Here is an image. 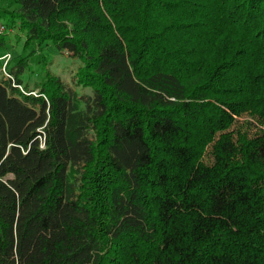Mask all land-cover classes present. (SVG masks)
Instances as JSON below:
<instances>
[{"label": "trees", "instance_id": "trees-1", "mask_svg": "<svg viewBox=\"0 0 264 264\" xmlns=\"http://www.w3.org/2000/svg\"><path fill=\"white\" fill-rule=\"evenodd\" d=\"M0 20V264H264V0Z\"/></svg>", "mask_w": 264, "mask_h": 264}, {"label": "rangeland", "instance_id": "rangeland-1", "mask_svg": "<svg viewBox=\"0 0 264 264\" xmlns=\"http://www.w3.org/2000/svg\"><path fill=\"white\" fill-rule=\"evenodd\" d=\"M0 23H1V20H0ZM66 63H69V62H66ZM62 64H65V62H63ZM69 65H71V64L69 63ZM61 74L63 76H67V73L63 72V71L61 72ZM246 118L251 120L252 124L245 123L246 121L244 119H241L239 122L234 124L229 130L219 133L218 137L230 136V137L236 139L237 138V132L239 130L247 131L250 135L254 134L256 132V127H255L256 123H255V120L253 118V115L249 113L246 115ZM212 161H213V159L210 155H207L205 157L206 163L211 164Z\"/></svg>", "mask_w": 264, "mask_h": 264}, {"label": "built area", "instance_id": "built-area-1", "mask_svg": "<svg viewBox=\"0 0 264 264\" xmlns=\"http://www.w3.org/2000/svg\"><path fill=\"white\" fill-rule=\"evenodd\" d=\"M8 31H9V29L6 27V25L1 22L0 23V34H4V33L8 32ZM11 59H12V54L10 52H6L5 54H3L0 57V60L3 62L1 71L5 75H8L7 67L9 65V63L11 62Z\"/></svg>", "mask_w": 264, "mask_h": 264}]
</instances>
